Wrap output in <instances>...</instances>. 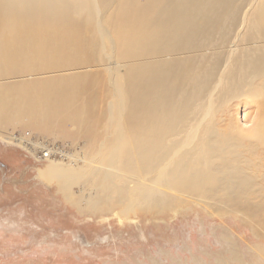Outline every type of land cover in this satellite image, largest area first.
Here are the masks:
<instances>
[{
  "label": "rangeland",
  "instance_id": "1",
  "mask_svg": "<svg viewBox=\"0 0 264 264\" xmlns=\"http://www.w3.org/2000/svg\"><path fill=\"white\" fill-rule=\"evenodd\" d=\"M38 1L13 0L15 7L30 10L15 22L4 8L5 17L0 15V264H264V28L256 22L264 0H232L233 6L210 18L201 34H190L204 14L195 10L180 41L128 52L136 72L153 68L152 79L165 73L168 79L161 76L147 86L160 87L186 114L183 123L164 136L162 162L185 149L197 126L213 122L223 136L235 139L233 150L240 155L233 157V164L249 176L253 205H238L233 198L217 210L185 197L175 198L166 212L153 205L148 211L120 206L96 216L82 209L84 203L79 207L63 196L58 185L41 180L39 170L49 159L87 164L112 132L111 105L118 75L128 62L110 55L99 31V9L108 12L115 36L121 37L146 35L153 26L150 20L158 22L165 13L162 8L149 10L138 19L136 9L124 6V0L46 1L41 8L34 3ZM149 1L165 0H135L133 6L147 8ZM25 26L28 33L22 34ZM24 35L50 43L25 50L32 58L24 63L7 65L1 56L10 53L5 38ZM55 42L65 44L53 51ZM45 79L81 84L78 91L60 97L58 109L47 110L48 122L26 117L31 114L25 113L27 96L22 93L24 85L37 88ZM131 90L145 91L144 81L133 78ZM85 113L86 119L78 118ZM133 140L126 138L125 145ZM222 188L224 194L235 191L226 181ZM88 191L79 186L73 198L88 199Z\"/></svg>",
  "mask_w": 264,
  "mask_h": 264
},
{
  "label": "bare ground",
  "instance_id": "2",
  "mask_svg": "<svg viewBox=\"0 0 264 264\" xmlns=\"http://www.w3.org/2000/svg\"><path fill=\"white\" fill-rule=\"evenodd\" d=\"M46 1H50V5H57L58 3L57 0H40L34 3H38V7L41 8L43 4L40 3ZM134 2L135 0H124V6L134 7L138 19L144 18L149 10L153 13L154 10L162 8L165 13L158 22L150 20L153 26L150 31L146 32V35L137 32L135 35L115 36L117 31L109 22L108 12H102L99 9V13H101L99 16L100 28L98 25L100 34L104 41L109 43L110 55L113 59L124 62L131 60L128 57L130 50L135 53L142 49L157 48L164 43H166L165 47L167 48L170 45L167 43L171 39L180 41L182 31L186 28L188 20L195 16V10L202 9L205 15L201 14L199 24L190 31V34L194 31L201 34L203 30L209 27L210 18L218 16L221 12H225L226 8L233 6L232 0H180L179 3L176 0L149 1L146 3L149 6L147 8L133 6ZM219 5L224 8H219ZM3 8L6 9V13L11 14L12 22H15L16 17L18 20L19 16L30 11L29 8L26 11L21 6L15 7L13 0H0V15L5 12ZM35 11L38 10H32V12ZM256 22L259 27L264 28V1L261 4ZM21 32L27 34L28 26H25ZM11 35L9 34V36ZM34 36L31 41L27 39L26 35L5 38L3 45H6V50L10 53L1 56L7 65H15L13 63L18 62L24 63L23 60L27 61L30 58L26 55L30 54L29 51L26 54L23 53L25 50H30L39 44L45 47L47 43H50L48 42L49 39H46L47 42L44 40L45 43H36ZM40 40L42 42V39ZM60 42H55L57 46L52 47L53 51L61 49L64 42ZM35 49L37 53L38 50L36 47ZM40 49L42 50L43 47ZM32 52L34 53V51ZM37 56H35L36 59ZM125 67L123 72L117 70L120 71L118 75L120 83H117L116 97L111 105L112 114L109 118L112 132L109 133L108 141L102 145V151L98 155L97 152H93L91 160L82 166L49 159L43 169L39 170L41 180L47 184L58 185L63 196L73 199L79 207L84 203L86 208L83 207L82 209H87L95 216L104 214L108 208L113 210L120 206L126 209L129 207L143 208L144 211H148L147 209L150 210V206L153 205L158 211L166 212L178 201H173L175 198L184 199L185 197H190L200 205L202 203L215 205L217 210H223V205L233 198L235 199L233 201H236L238 205H253L251 195L255 191L246 183L249 176L247 177L244 174L245 171L233 164V157L240 155L237 148L233 150L235 139L231 135L223 136L213 122L207 126H204V123L197 126L194 137L185 141L186 143L182 146L185 149L177 151L172 158L169 156L165 163L162 162L166 150V145L163 144V140L166 139L164 136L168 131L176 130L178 125L183 123L185 111L183 107H178L173 102L172 97L165 94L160 87L147 86L148 82L156 84L161 76L162 79H168L165 73L152 79L150 77L154 71L153 68L146 67L148 71L138 73L129 62ZM116 73L118 74V72ZM169 74L175 78L174 74ZM133 78H141L144 81L145 91H141L139 94L132 92L131 81ZM183 80V76L178 77L179 82ZM47 81L49 80L45 79L37 88H31L29 85L21 86L22 93L27 96L26 102L28 104L25 109L28 112L25 113L31 114L26 117L36 119L40 117L42 122L44 120L50 121V113L47 110L58 109L56 103L60 101V97L68 96L81 87L79 83L67 86L65 81ZM123 82H127L129 86L127 87ZM261 105L264 106V103ZM214 109L216 108L214 107ZM209 113L210 111H208V115ZM86 114L84 117L79 116L78 118L86 119ZM0 119H2L1 115ZM126 138L134 139L132 143H126L128 147L125 145ZM96 149V146H92V150ZM215 158L220 161H213ZM72 160L75 161V155L72 156ZM132 180L138 182L133 184ZM225 181L229 189L235 190L233 193L232 191L227 194L222 192ZM79 186L90 190L88 191V199L73 198L74 189ZM224 186L226 187V185ZM257 206L260 207V204L258 203Z\"/></svg>",
  "mask_w": 264,
  "mask_h": 264
}]
</instances>
